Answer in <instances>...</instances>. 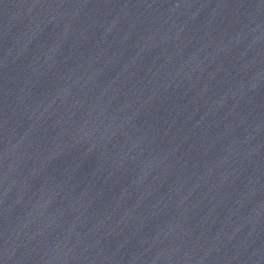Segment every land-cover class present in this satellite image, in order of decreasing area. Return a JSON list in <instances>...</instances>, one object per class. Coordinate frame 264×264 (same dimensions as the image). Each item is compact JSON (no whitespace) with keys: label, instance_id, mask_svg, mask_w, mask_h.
Returning a JSON list of instances; mask_svg holds the SVG:
<instances>
[{"label":"water","instance_id":"water-1","mask_svg":"<svg viewBox=\"0 0 264 264\" xmlns=\"http://www.w3.org/2000/svg\"><path fill=\"white\" fill-rule=\"evenodd\" d=\"M0 264H264V0H0Z\"/></svg>","mask_w":264,"mask_h":264}]
</instances>
